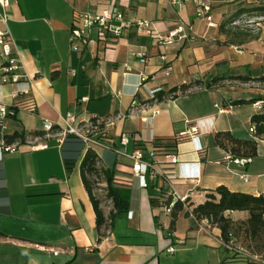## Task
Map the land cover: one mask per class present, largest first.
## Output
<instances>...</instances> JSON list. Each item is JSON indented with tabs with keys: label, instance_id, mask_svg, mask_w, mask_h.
<instances>
[{
	"label": "crops",
	"instance_id": "crops-1",
	"mask_svg": "<svg viewBox=\"0 0 264 264\" xmlns=\"http://www.w3.org/2000/svg\"><path fill=\"white\" fill-rule=\"evenodd\" d=\"M110 1L17 0L5 11L13 51L30 85L0 86V103L11 110L17 100L31 99L35 112L17 108L0 126V147L16 148L0 151V264H224L235 253L225 248L219 228L182 212L169 233L171 217L152 208L150 194L173 188L188 197L192 210L219 187L264 197V137L250 132L252 117L264 112V38L238 25L241 10L258 0H211L208 20L197 17L192 3L114 0L128 20L149 22L163 37L178 31L186 39L160 46L147 29H133L106 44L93 29V42L73 51L74 12L98 13ZM184 85L191 86L182 93ZM158 93L164 97L157 99ZM69 113L101 122V144L87 149L105 169L97 148L125 159L114 166L125 181L120 187L129 193V211L112 227L97 228L80 166L65 167L59 134ZM198 123L205 127L179 138ZM16 132L25 134L24 141L6 144L5 136ZM221 133L256 140L258 156L238 165L246 159L233 158L229 146L216 143ZM122 135L129 136L127 155L136 144L180 139L176 155L156 156L161 175L148 179L147 189L133 177L130 160L116 153ZM225 217L239 224L249 214Z\"/></svg>",
	"mask_w": 264,
	"mask_h": 264
},
{
	"label": "trees",
	"instance_id": "trees-1",
	"mask_svg": "<svg viewBox=\"0 0 264 264\" xmlns=\"http://www.w3.org/2000/svg\"><path fill=\"white\" fill-rule=\"evenodd\" d=\"M258 6L251 5L243 8L241 15L247 17H264V0H258ZM264 82V77L259 79ZM191 85H184L180 87V91L185 93L189 90ZM178 89H173L171 92L176 93ZM164 93H158L157 99H162ZM23 102V101H19ZM256 101H252L255 103ZM236 104H245L244 101H239ZM16 110L18 107L16 103L12 107ZM35 112V111H34ZM33 112V113H34ZM251 123L254 127V137L260 139L264 137V112L255 114ZM52 129L51 132H55ZM43 135V133H41ZM25 139L24 133L16 132L13 135L5 136L6 144H13L16 141L23 142ZM181 139V138H180ZM180 139L165 140L158 139L149 145L136 144V147L142 150L146 155L149 152H154L155 155H176L177 145ZM225 142L227 143L225 145ZM216 143L227 149L233 158L239 159H254L258 156V144L256 140H240L235 138L231 133H221L216 137ZM148 147V149H147ZM84 145L81 141L74 137H67L62 149L64 164L67 169L73 168L78 162L83 153ZM148 150V151H147ZM99 161L98 155L92 149H88L82 163L80 165L81 177L90 200L93 204L96 214L97 228H108L114 225V222L125 216L129 211L130 196L127 189L120 187L116 180L118 177V170L116 165L112 169H105L103 171L105 182L107 184V196L113 204V211L106 218L104 211L100 207V201L94 196L88 176L97 173V164ZM125 182V181H124ZM172 202V197L169 192H160L159 194H150V203L152 208L160 209L164 213V208L169 206ZM188 203V201H187ZM185 205L181 202L174 204L171 217V225L169 233L174 229L176 220L180 213L184 212L185 216H189V212L185 209ZM227 212H247L249 218L242 223H234L231 219L225 217ZM192 214L197 221L207 220L209 225L220 229L221 237L224 243L230 241L239 242L241 239L242 248L250 254L261 256L264 260V197H254L243 193H233L226 187H219L216 191L208 196V200L192 210ZM254 244V245H252ZM224 264H259L247 257H241L233 254L227 257Z\"/></svg>",
	"mask_w": 264,
	"mask_h": 264
},
{
	"label": "built area",
	"instance_id": "built-area-1",
	"mask_svg": "<svg viewBox=\"0 0 264 264\" xmlns=\"http://www.w3.org/2000/svg\"><path fill=\"white\" fill-rule=\"evenodd\" d=\"M17 0H0V86L3 85H19L21 83L25 85H30V78L26 73L23 72V67L18 56L15 54L12 48V39L10 32L7 28V16L6 9L13 4H16ZM192 3L196 7V15L198 18L209 19L211 16V6L205 0H171V4L174 6H183L184 4ZM73 28L71 30L70 45L73 51L77 52L81 45H89L93 42L90 33L93 29L96 30L97 40L103 43H109L111 39H116L121 37L124 32L130 30L141 31L142 29H147L148 34L155 37L160 46L170 45L174 42V38L178 37L179 40L186 39L185 36H178V31L170 33L167 37L160 36L151 30V25L149 22H138L128 20L125 13L115 4L112 0L105 5L103 10L98 13L85 12V11H75L73 16ZM210 27L214 26L212 23L209 24ZM163 59H165L163 57ZM145 62V61H143ZM170 68H166L167 74L170 73ZM29 89L27 90H17L14 92L13 97L18 99L21 95H27ZM16 106L18 108L24 109L28 112L33 113L35 111L34 103L31 99L19 102L17 100ZM255 106L258 107L259 111L263 110V102H257ZM15 115V110H9L8 107L0 103V126L3 121L9 117ZM65 129L59 134L61 140L60 143L63 144L67 137L71 136L82 142L85 148L91 146H98L101 144V137L106 134V131L100 130V121H94L89 118H84L80 115L74 113H69L64 120ZM109 125H113L110 123ZM204 124L198 123L197 126L192 127L190 132L183 133L179 138L191 136L197 134L199 130L204 128ZM52 128L49 127V131ZM251 133H254V127L250 129ZM192 138V137H191ZM129 136L122 135L120 140L121 149L117 150V155H122L128 158L131 162L132 175L135 179L140 182V187L142 189H147L148 179L155 180L161 172L156 168V155L154 152H149L146 155L142 150L136 148L130 155L126 154V148L129 145ZM47 147V146H44ZM0 151L2 152H16L14 146L1 145ZM172 157L171 162L176 163V158ZM238 165L244 166L247 160H236ZM167 173L165 174V176ZM241 179L247 181V177L242 175ZM172 197V202L169 206L164 208V215L170 216L177 202L183 203L185 209L189 214L193 216L192 209L187 203L188 197H181L172 188L169 192ZM226 249L241 257H247L259 264H264V260L258 255L250 254L242 247L235 246L233 241L229 243H224ZM170 253L174 252L173 248L169 249ZM56 254V253H54Z\"/></svg>",
	"mask_w": 264,
	"mask_h": 264
},
{
	"label": "rangeland",
	"instance_id": "rangeland-1",
	"mask_svg": "<svg viewBox=\"0 0 264 264\" xmlns=\"http://www.w3.org/2000/svg\"><path fill=\"white\" fill-rule=\"evenodd\" d=\"M205 1L211 6V9H212L211 0H205ZM259 4H260V2L258 1L256 3H254L253 5L258 6ZM263 5H264V3H263ZM238 25H241L244 28L251 30L254 35H261V37L264 38V33L262 32V31H264V17H247V16H244L238 21ZM87 150H88L87 148H84L83 153L81 154L78 162L76 163V166L81 165L82 160H83L84 155L86 154ZM97 151L101 155L102 162L109 169H112L114 167V164L116 163V161L118 163L119 162H125V159L123 157H119L118 160H116L115 154L109 150L97 148ZM104 170H105V168L102 165L101 161L99 160L98 164H97V173L94 175L88 176L87 178L91 184L94 196L101 203L100 204L101 209L104 211V213L107 216H109V214L113 211V204L107 196V190H106L107 184L105 182V176L103 173ZM116 182L119 186L124 185V180L121 179L119 176L117 177ZM241 242L242 241L240 239L238 243L235 242V245L237 247H242ZM252 245H254V244H252ZM259 257H261V256H259Z\"/></svg>",
	"mask_w": 264,
	"mask_h": 264
}]
</instances>
